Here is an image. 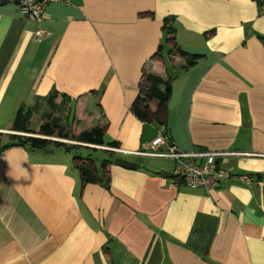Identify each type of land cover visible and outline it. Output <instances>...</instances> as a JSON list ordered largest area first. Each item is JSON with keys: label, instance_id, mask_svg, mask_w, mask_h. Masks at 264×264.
Wrapping results in <instances>:
<instances>
[{"label": "crops", "instance_id": "0c3cea01", "mask_svg": "<svg viewBox=\"0 0 264 264\" xmlns=\"http://www.w3.org/2000/svg\"><path fill=\"white\" fill-rule=\"evenodd\" d=\"M15 1L0 2V133L20 105L37 113L56 91L44 122L67 124L73 110L67 131L100 123L104 144L126 152L107 150L109 178L94 164L100 181L82 183L69 151L2 149L0 264H264V156L219 159L253 184L206 190L162 175L174 159L133 153L164 129L182 151L264 153V9L255 0H69L35 20ZM167 16L173 41L201 61L183 68L164 44ZM39 29L48 34L35 38ZM148 71L171 83L165 125L131 108Z\"/></svg>", "mask_w": 264, "mask_h": 264}, {"label": "trees", "instance_id": "16d2710c", "mask_svg": "<svg viewBox=\"0 0 264 264\" xmlns=\"http://www.w3.org/2000/svg\"><path fill=\"white\" fill-rule=\"evenodd\" d=\"M145 15L152 16L151 12H144ZM172 21L171 16L164 18L162 30L165 31L168 36L166 37V43H169L172 52L178 54L185 59V65L183 68H187L196 63L197 54L190 53L182 49L176 42H174V31L175 29L171 27L170 22ZM212 31L207 32L211 34ZM167 45V44H166ZM163 49V44L158 45L156 53L161 52ZM169 78H162L161 76L154 74L150 71L145 72L143 75V82L140 86V90L136 98L133 100L131 108L133 113L143 121L146 122H156L160 125H165L167 121V101L170 96L171 85ZM162 85V87L160 86ZM57 96L55 91L48 98V103L51 107H54L53 102L54 98ZM63 96V95H61ZM65 99H62L64 101ZM155 100L156 106L152 110L149 107V102ZM61 101V102H62ZM35 108L24 106L23 104L16 110L13 121L11 123L10 130L16 132L28 133L31 135H21V134H11L8 133L9 141L2 144L0 149H4L12 145H23L29 144L34 149L47 148L50 144L55 146H64V142H57L51 140L50 138L54 135L65 136L69 139L77 141L79 144H93V145H106L103 141V127L95 124L87 129H82L79 132L76 130H71L70 126L68 131L65 128V124L61 123V120L57 117L48 118L45 122L41 123L36 131L30 130L28 128L29 118L32 111ZM68 125V124H67ZM165 134L167 135L166 130L164 129ZM72 146V145H71ZM107 146H115V143L110 142ZM111 154L108 157L104 158L101 161L102 167V177L104 179L109 178L108 163L111 161ZM74 167L79 170L82 183H94L100 181V178L97 174V169L93 161L89 158L74 157L73 158Z\"/></svg>", "mask_w": 264, "mask_h": 264}, {"label": "built area", "instance_id": "2783aa9c", "mask_svg": "<svg viewBox=\"0 0 264 264\" xmlns=\"http://www.w3.org/2000/svg\"><path fill=\"white\" fill-rule=\"evenodd\" d=\"M19 12L28 19L40 20L47 4L52 2H65L69 0H18ZM258 8L264 9V0H255ZM48 34L39 29L34 32L38 38ZM16 132V131H15ZM51 139H53L51 137ZM78 143L77 141H71ZM93 145V144H91ZM113 152H126L116 146L94 145ZM142 156L166 157L174 159L176 165L173 169V179L176 184H184L190 188L202 187L206 190L219 187L225 180L233 179L248 186L253 184L251 176L244 173H236L225 167L219 166L217 159L227 156H264V153L247 152L227 149H199L182 151L168 143L164 130L156 134L144 150L133 151Z\"/></svg>", "mask_w": 264, "mask_h": 264}, {"label": "rangeland", "instance_id": "374dc122", "mask_svg": "<svg viewBox=\"0 0 264 264\" xmlns=\"http://www.w3.org/2000/svg\"><path fill=\"white\" fill-rule=\"evenodd\" d=\"M164 44H167L166 43V40L164 39ZM65 101V100H64ZM64 101H62L61 103L62 104H66ZM35 103L32 104L31 108H36L35 106ZM63 111H67L68 113L70 112V108H64L62 107ZM35 110V109H34ZM33 110V111H34ZM51 110V106L49 105V103H45V107L42 108V109H39L38 112L36 113V111H32L31 113V116L29 118V124H28V128L31 129V130H35L36 127H39V125L44 122L45 118H46V115H47V111H50ZM66 114V112H65ZM65 114H62V117L64 118L65 117ZM74 114V111L72 110L70 112V117H69V121L67 124H72L73 120L75 119V115L73 116ZM7 113L6 112H2L0 111V120H3L5 117H6ZM97 122L93 123L91 126H94ZM65 126L67 125L66 123H64ZM97 125H100V123H97ZM38 129V128H37ZM8 131V130H7ZM53 139L51 140H54V141H57V142H65L66 144L68 145H72L70 146V148H68L67 150L65 149L64 146H55L53 144H50V146H48L47 148L48 149H55V150H65V151H69V153L71 154V156H73L75 154L74 157H89L90 159L93 160L94 164L97 165V167H101V161L103 160V158H106L107 155H108V151H111L109 149H106V150H103V148L100 149V147H96L94 145H89L90 147H87V146H84L83 144H78V143H74V142H71V141H74L73 139H69L65 136H57V135H54L52 137ZM9 136H8V133H0V146L6 142L9 141ZM92 144V143H91ZM104 146H107V145H104ZM22 149H24L25 151H33L34 148H32L29 144H23L22 146ZM94 147V148H92ZM108 150V151H107ZM0 151H2L0 149ZM39 151V150H38ZM113 152V151H112ZM118 156V155H115V157ZM121 156V155H120ZM159 162H162V163H166L168 162L167 160L165 159H160L158 160Z\"/></svg>", "mask_w": 264, "mask_h": 264}, {"label": "water", "instance_id": "95a60500", "mask_svg": "<svg viewBox=\"0 0 264 264\" xmlns=\"http://www.w3.org/2000/svg\"><path fill=\"white\" fill-rule=\"evenodd\" d=\"M6 1L7 0H0V2H6ZM15 2L19 3V1H15ZM201 60H202V58H197V61H201ZM6 133L21 134V135H28V136L31 135V134H28V133L15 132V131H12V130H8V131H6ZM217 162H219V159H217ZM113 163L116 164V165L125 167V168H133V167L137 166V163L129 161V160H126V159H122L120 157H115L113 159ZM161 174L164 175V176H173L172 172L164 170V169L161 171ZM102 185L103 186H107V183L106 182H102Z\"/></svg>", "mask_w": 264, "mask_h": 264}, {"label": "clouds", "instance_id": "9594fccd", "mask_svg": "<svg viewBox=\"0 0 264 264\" xmlns=\"http://www.w3.org/2000/svg\"><path fill=\"white\" fill-rule=\"evenodd\" d=\"M51 139V138H50Z\"/></svg>", "mask_w": 264, "mask_h": 264}]
</instances>
